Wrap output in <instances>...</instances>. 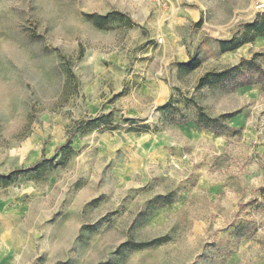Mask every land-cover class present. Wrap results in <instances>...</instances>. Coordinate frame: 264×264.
Segmentation results:
<instances>
[{
    "label": "rangeland",
    "instance_id": "rangeland-1",
    "mask_svg": "<svg viewBox=\"0 0 264 264\" xmlns=\"http://www.w3.org/2000/svg\"><path fill=\"white\" fill-rule=\"evenodd\" d=\"M168 1L0 0V173L70 132L75 150L0 183V264H264V80L198 87L255 54L264 69V35L245 33L264 0ZM192 100L236 114L205 128ZM109 113L115 129L75 128Z\"/></svg>",
    "mask_w": 264,
    "mask_h": 264
},
{
    "label": "trees",
    "instance_id": "trees-1",
    "mask_svg": "<svg viewBox=\"0 0 264 264\" xmlns=\"http://www.w3.org/2000/svg\"><path fill=\"white\" fill-rule=\"evenodd\" d=\"M119 14L123 15L122 12H113L106 15L102 14H88L87 17L93 20L94 24L100 28L108 29L109 28V19L112 15ZM130 25H133L134 22L130 19ZM246 35H250V39L253 40L259 35H264V15L261 18L259 15L252 21L246 24ZM246 41L244 38L242 40H238L236 38L221 40L220 41V49L221 52L232 51L237 49L242 45V43ZM259 54H255L252 58L247 59L243 58L239 63L234 64L230 67H227L223 70L216 71H208L204 75H202L199 79L198 87L205 86H219L225 88H237L239 86L246 85L251 82V78L249 73H256L258 77V81L264 80V69L261 64L257 62L256 57ZM201 65V60L197 56H193L188 61L178 62V66L182 71L191 72L197 69ZM197 109V124L199 126L215 129L218 124L222 122L224 119H229L233 117L235 112H227L223 113L218 117H212L204 110V108L198 104L196 101L192 100ZM170 102L159 107L160 110L167 109L170 106ZM75 128L77 130H85L89 128L98 127L101 124L109 125V129H115L113 125V120L111 117V113L102 114L99 117L86 119H80L76 121ZM147 127V126H143ZM73 132H70L69 137L66 142L60 145L57 149V152L50 156L45 157L41 161L37 162L33 166L27 168H18L9 173H0V183L7 184L14 180L16 177L27 174V173H41L44 170L49 168H55L57 165L61 163V159L57 160L59 155H68L73 153L75 150L73 148ZM158 199H164L166 203L171 202V194H167L165 196H159ZM164 241V238H157L151 240L149 242H134L133 245L136 248H141L145 246H151L155 244H160Z\"/></svg>",
    "mask_w": 264,
    "mask_h": 264
},
{
    "label": "built area",
    "instance_id": "built-area-1",
    "mask_svg": "<svg viewBox=\"0 0 264 264\" xmlns=\"http://www.w3.org/2000/svg\"><path fill=\"white\" fill-rule=\"evenodd\" d=\"M155 6L160 8H167L168 7V0H150Z\"/></svg>",
    "mask_w": 264,
    "mask_h": 264
}]
</instances>
